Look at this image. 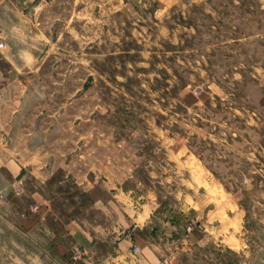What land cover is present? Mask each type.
<instances>
[{
    "label": "rangeland",
    "instance_id": "1",
    "mask_svg": "<svg viewBox=\"0 0 264 264\" xmlns=\"http://www.w3.org/2000/svg\"><path fill=\"white\" fill-rule=\"evenodd\" d=\"M51 10L31 86L46 112L37 127H50L38 134L68 140L94 177L157 194L188 235L214 219L221 264H264V0H53ZM61 208L64 220L78 215ZM18 238L1 240L16 249Z\"/></svg>",
    "mask_w": 264,
    "mask_h": 264
},
{
    "label": "crops",
    "instance_id": "2",
    "mask_svg": "<svg viewBox=\"0 0 264 264\" xmlns=\"http://www.w3.org/2000/svg\"><path fill=\"white\" fill-rule=\"evenodd\" d=\"M52 6L53 0H0V40L6 43L0 55V261L221 264L213 252L220 246L214 219L208 233L196 229L188 235L181 219L173 221L165 213L157 194L141 193L109 176L94 177L90 168L75 164L68 140L38 134L50 127H37L46 112L42 93L31 92V86L40 80L41 58L55 22ZM67 184L88 199L90 209L73 188H63ZM63 203H71L69 214L78 215L64 220ZM34 205L36 213L26 215ZM176 207L188 210L186 199L180 198ZM91 211L102 218L86 215ZM12 232L19 237L13 241L16 249L1 240ZM75 248L83 251L76 258Z\"/></svg>",
    "mask_w": 264,
    "mask_h": 264
},
{
    "label": "built area",
    "instance_id": "3",
    "mask_svg": "<svg viewBox=\"0 0 264 264\" xmlns=\"http://www.w3.org/2000/svg\"><path fill=\"white\" fill-rule=\"evenodd\" d=\"M6 48V43L3 40H0V55L2 54L3 50ZM38 207L36 206L34 209H37ZM135 250H137V246L134 247ZM83 253L81 248H75L73 251V257H79Z\"/></svg>",
    "mask_w": 264,
    "mask_h": 264
}]
</instances>
